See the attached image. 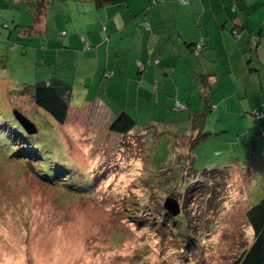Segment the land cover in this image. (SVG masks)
I'll list each match as a JSON object with an SVG mask.
<instances>
[{
    "label": "rangeland",
    "instance_id": "1",
    "mask_svg": "<svg viewBox=\"0 0 264 264\" xmlns=\"http://www.w3.org/2000/svg\"><path fill=\"white\" fill-rule=\"evenodd\" d=\"M21 1L0 0V122L3 125L6 113H12L13 107L26 111L38 122L39 133L46 136L51 149L67 157L79 171L105 173L107 179L83 197H60V192L23 169V160L8 156L12 148L0 143V264H234L253 238L246 212L264 195V71L261 80L254 82L256 76L250 77L245 89L242 80L247 77L241 67L246 60L241 55L234 60L236 76L223 62L218 67H223L224 72L214 83L215 107L206 116L201 131L208 137L192 150L198 174L214 193L207 202L198 198L188 204L191 224H201L197 228L203 233L195 236L204 238L199 241L200 249H187L184 257L182 249L176 250L168 238L162 241L156 232L133 224L125 205L132 197L143 199L147 190L140 185L150 173L158 171V164L165 158L171 163L170 155L178 149L187 151L184 143L179 148V135L186 132L189 111L175 108L172 103L181 100L191 109H198L200 102L192 87L199 74L195 77L192 71L194 64L199 67V60H181L173 75L157 77L162 94H158L153 73L140 89L138 80L136 84V78L122 66L139 54L136 51H140L144 35L163 36L167 28L153 22L155 30L143 32L140 26V33L132 35L127 26L128 30L110 36L111 64H117L118 70L114 78L109 77L113 75L110 65L102 81L108 44L100 34L76 30L78 25L75 28L70 23L67 5L54 0L45 20L49 37L56 42L64 37V47L49 45L54 41L47 32L44 36H24L21 28L32 24L33 17L25 3L22 11L17 8ZM155 1L137 0L138 11L128 6L134 12L147 9L157 13L160 9L163 16L176 12L178 29L185 35L201 31L200 20L209 8L196 4L195 11L202 12L197 15L178 0ZM110 7L128 13V9L116 5L99 12L106 13ZM81 12L85 28L90 18L84 10ZM120 13L126 14L107 12V18L119 20ZM99 19L95 15L92 21ZM95 26L104 25L101 22ZM57 28L67 30L69 35H62ZM90 41L94 46H89ZM99 42L102 43L95 46ZM173 44H165L164 38L160 43L166 55L173 53ZM210 64L218 69L216 62ZM52 72L72 85L71 114L64 125L37 109L32 92H25L26 87ZM107 90L110 98L122 106L118 109L137 120L145 147L131 135L121 139L107 129L106 122L113 113L100 93ZM157 133L161 135L153 140ZM36 135L40 137L33 136Z\"/></svg>",
    "mask_w": 264,
    "mask_h": 264
},
{
    "label": "trees",
    "instance_id": "2",
    "mask_svg": "<svg viewBox=\"0 0 264 264\" xmlns=\"http://www.w3.org/2000/svg\"><path fill=\"white\" fill-rule=\"evenodd\" d=\"M73 1L77 2L79 0H59L61 5H67L70 23L73 26L74 24L80 26L79 14L68 10L69 3ZM82 1L91 2L98 9L108 5H116L120 9H128L126 0ZM158 1L159 0H156L155 2L157 3ZM178 1L183 5L190 4V0ZM23 4L28 5L27 12H31L33 21L30 25L22 26L20 31L21 34L24 36H44V33L47 32L48 38H52V41H54V43H48L49 45H54L57 49H61L59 48L61 46L64 47V37L60 42H56L54 37H49L47 27L49 24H47L45 20L48 10L54 5V0H22L17 7L21 11L22 8H24L22 6ZM176 5L177 4H175V7ZM139 12L140 13L133 16L130 14V19H144L142 24H140L143 29L146 31L153 30L154 27H152L151 23L147 20L149 10L142 9ZM61 13L64 15V12ZM175 13L176 12H173V15L171 14L172 17H174ZM64 17L68 20L65 15ZM172 17L166 21L160 22L158 25H162V29L167 28L164 30V32L167 33L163 35L162 38H164L165 44H168L170 41L174 43L172 48L173 53L166 55L164 52L165 50L161 47L162 45H159L156 46L155 49L149 48V50L138 52L140 55L146 53L144 57L145 60H140L141 57L138 56L133 59L130 58L129 62L125 61L127 65L134 66L136 69V71H134L135 77L137 76L136 84L137 80L138 85L144 82L147 78L144 77V74L147 73V69L152 67L156 69L159 68L158 71L162 74L170 76L164 70L161 61H170L171 57L173 59L175 57L178 58L181 51H184V49H187L188 53L194 58H197L198 54L202 55L209 49L212 50L207 45L206 40L215 38V34L210 37L202 34L205 32L199 31L198 34H200L201 38L198 42L187 40L181 33H177V37L176 34H172L173 32L168 34L170 29L176 32V27H171V23L175 20H173ZM166 24L169 25V27H166ZM177 24L178 22L176 21L175 26H177ZM103 25L102 28L97 26V29H95L98 31L94 33H98L100 30L104 31L105 23H103ZM234 28H230L229 33L237 40L238 45L236 52L230 55H241L245 57L246 64L244 67L247 80L244 81H250L252 80L250 77L255 76V79L252 81L261 80V75L264 71V50L260 40L256 36V34L259 35L260 32L255 34L244 27H242L241 30ZM57 30L60 31L62 35H69L67 30L58 28ZM84 33L90 34L86 31ZM203 36L205 37L203 38ZM242 37L245 38V42H239ZM214 50H216V48ZM162 51L164 53H162ZM118 56L119 55H117V57ZM112 59L113 57H111V60ZM168 67H171L173 71H175L173 65L169 64ZM112 72L114 75L117 70H113ZM107 74L108 70L103 72L102 81L106 80L105 76H107ZM113 75L109 74V77ZM192 89L197 92L198 102H200L198 109H191V106L187 102L181 100L175 101L172 105L180 110L189 111L188 120H186L188 123L186 132L179 135L181 140L179 148L184 143L187 146V151L183 153L178 149L173 155H170L172 159L169 162L171 163H168L167 158H165L161 165L158 164V171L150 173L151 175H149L147 180L145 182L143 181L144 185L138 184L147 190L146 195L142 197L143 199L139 201L138 196H136V198L132 197L130 204L127 205L126 203L125 205V208L127 207V210L131 212L129 216L133 224L149 228L151 231L156 232L162 241L168 238V240L172 242L171 246L175 247L176 250L182 249L181 253H183L184 257L186 256L185 250L195 247L200 249L199 241H202L204 238L203 236V238L199 240V236H195V233H201L202 235L203 233L197 228L199 223L195 225L191 224L192 222H190L188 216V204L190 205L191 201L198 198L204 199L207 202L213 197L214 193V191L205 184L203 177L198 174L195 168L196 158L192 153L193 148L208 137L207 134H203L201 131L206 116L211 113L215 107L213 75L208 72H201L196 77ZM27 90L33 94L32 97L35 107L50 115L58 124L64 125L69 119L71 114L69 97L72 94V85L68 81L60 78L58 74L52 72L50 76L26 87L25 92H27ZM20 94L21 93H18V95ZM14 109L13 107V110ZM25 112L22 113L25 114ZM6 114L7 118L5 119L6 121H3V125L0 122V143L6 148H12V153H9L8 156L23 160L24 163L21 164L23 169L34 174L35 177L43 181L46 185H49V187L55 189V191L60 192V197L64 196L69 198L74 195L83 197L84 194H88L95 189L99 182H103L104 179H107L105 173L97 175L90 174V172L85 170L79 171V168L75 166L72 161H68L67 157L60 154L59 151L51 149L49 141H46V136L42 137L39 133L40 127L38 122L28 117L26 114L25 115L37 126L39 130L37 134H39L40 137H38V135H29L14 118L13 111L11 113V110H8ZM106 123L107 126H105L113 134H116L120 138L131 135L134 137V140H139L141 145H144V147L146 146L145 136L142 134V131L137 130V128L141 127H138L137 120L128 112L122 110L119 114L112 115ZM159 135H161V133H157L152 139L155 140ZM134 140L132 142L133 144ZM120 143L124 146L126 145L124 141ZM167 200L176 201L179 204V214L174 215L173 211L167 208L165 205ZM123 202L125 203L127 201L123 200ZM198 204L201 205V202H198ZM183 208L185 209L183 210ZM189 210L191 209L189 208ZM246 218L253 231V238L250 245L235 258L234 264H264V195L254 205L248 208Z\"/></svg>",
    "mask_w": 264,
    "mask_h": 264
},
{
    "label": "crops",
    "instance_id": "3",
    "mask_svg": "<svg viewBox=\"0 0 264 264\" xmlns=\"http://www.w3.org/2000/svg\"><path fill=\"white\" fill-rule=\"evenodd\" d=\"M72 3L73 4L69 3L68 10L70 12H77L79 14V16H80L79 20H80V24H81L80 26H77V29L79 30V32H85V31L89 32V33L90 32H93V33L97 32L98 30L96 31L97 26H95V24H100L101 22L105 23V30L104 31L100 30L101 32L99 31L98 33H96V34H100L101 38H102L101 40H103V41L106 40L107 44H108V48L106 51L107 61L104 64V69H105L104 71L109 70L108 68H110V65H112L113 70H118L117 64L116 65H115V63L111 64L112 52L110 51V47H109L111 44L110 36L112 35V33L115 34L116 32H119L122 30H128L127 26L131 27L130 29H132V31H131L132 35H135L136 33H140V31H139L140 26H141L140 24H142L144 19L143 20L142 19L139 20L137 18L130 19V17H129L131 15L132 16L137 15L140 12H134L132 9H129V6H128V13L130 12V14H131V15H129L124 10H117L116 8L110 7L107 10V12H113L114 11V12H118V13L119 12L126 13V14L120 13L119 20H116V19H112V18H107V12L106 13L105 12H99L100 9L96 8L94 6V4L91 2L79 0L77 2L73 1ZM126 4H127V2H126ZM196 4H198L203 9L209 8L207 12H203L204 15H203L202 19L200 20L201 28H199V29L201 31L205 32L202 34H204L205 36L208 35L210 37L213 34H215L216 36H215V38H210V39L206 40L207 45L212 50L209 49L208 51L204 52L202 55H197V60H199V67H196V65L194 64L192 74L196 77L201 72L202 73L203 72L211 73L213 75V82L215 83V81H219L221 74L224 72L223 67L218 68L219 65L222 64V62H223L225 65H227L228 71H231L232 74L234 76H236V72H235V68H234V60H235L236 55L231 56L230 54H232L233 52H236L238 44H237V40H235V38H233L230 35L229 29L234 28V26H235V28H238L240 30L242 27H244L248 31H251L255 34L257 32H260V34L259 35L256 34V36L260 40L261 46L264 50V0H190V4L187 7H189V9H191L194 13H196L198 15L202 12H196L195 11V5ZM127 5L132 6L137 11L139 10L137 0H128ZM101 9L103 11H105V8H101ZM83 10L85 11L84 14L87 15V18L88 17L90 18V19H87V20H90V22L87 21V23L85 24L86 25L85 28L82 26L81 14H83V12H81V11H83ZM246 11H250V12H246ZM95 15L100 17L99 21H97V22L92 21V20H94ZM172 15L170 13L168 15V17L163 16V13L160 12V9H159V12H157V13L149 12V16L147 17V20L153 26V22L156 24H160V22L166 21L167 19H170L172 17ZM91 16L93 19H91ZM172 19L173 20L175 19L178 22L177 13H175V15H174V17H172ZM175 20H174V22L171 23L172 28H174L173 25L176 22ZM91 25H93V29H92ZM74 26H75V24H74ZM160 27H162V25H160ZM178 27L179 26L177 24L176 32L174 30L170 29V32L168 34L173 32L172 34H176V37H177V33L178 34L181 33V35L183 37L187 38V40H189V41L198 42L200 40V38H201L200 34L197 33V34H193L191 36L185 35L182 31H180L178 29ZM142 30L144 32L143 27H142ZM205 36H203V38ZM221 36H222V38H221ZM87 38L89 39V37H87ZM161 41H162V35H160V34L153 33L150 36L144 35V42L141 45L140 51H136V53L143 52L144 50H147L149 48L153 49L156 46H159ZM90 42H91L90 46L91 47L94 46L92 41H90ZM239 42H245V38L242 37L241 40H239ZM100 43H102V42L96 43L95 46H97V44H100ZM148 43L149 44L153 43L152 44L153 46L148 45ZM100 48H99V51H100ZM215 48H216V50H214ZM220 50H222V53L220 52ZM162 53H164V52L162 51ZM145 55H146V53L144 55L143 54H141V55L136 54L135 57L139 56V57H141L140 60H145V58H144ZM135 57H132V59ZM201 57H203V58H201ZM244 58L245 57H243V59ZM182 59L184 61H189L192 59V56L188 53L187 49H184V51L182 50L181 54L179 55L178 58L175 57L173 59L171 57L170 61L167 60V62H165V63L161 61V65H163V68L166 71V73H168L170 75L174 71L171 67H168V65L169 64L173 65L175 67V70H177L179 63ZM194 61H195V59H194ZM215 62L218 65L216 67L218 69L213 68L210 64V63H215ZM124 63L127 64V62H124ZM125 64H123L122 69L124 70V67H125L127 70V74L130 77H135V72H134V71H136L135 67L134 66L132 67L131 65H125ZM245 64H246V62H245ZM94 66H96V65H94ZM158 69H156L154 67L147 69L148 71H147V73L144 74V77H147L149 74L153 73V78H154V81L156 83V89L158 91V94H162V93H160L161 91L158 90L156 79H157V77L158 78H162V77L165 78L168 75L162 74L160 71H158ZM241 72L245 73V67L243 65L241 67ZM96 74H98L97 71H96ZM115 74H116V72L114 73V75ZM114 75H113V78H114ZM172 75H173V73H172ZM244 80H247V78L242 80L245 89H247L248 88L247 83L249 84V81H244ZM173 81H175V80H173ZM237 81L239 83L240 79H237ZM142 86H143V83H140L139 88L141 89ZM214 86H215V84H214ZM240 87H241V83L239 84V90H240ZM100 93L102 94V97L107 101L108 106L111 107V111H112L113 115L119 114L122 111V110L120 111L118 109V107H122V106H120L117 102L113 101V99L110 98V96L108 94V90L105 93L104 92H100ZM175 95L177 96L178 94H175Z\"/></svg>",
    "mask_w": 264,
    "mask_h": 264
},
{
    "label": "water",
    "instance_id": "4",
    "mask_svg": "<svg viewBox=\"0 0 264 264\" xmlns=\"http://www.w3.org/2000/svg\"><path fill=\"white\" fill-rule=\"evenodd\" d=\"M13 116L29 135H34L38 133L39 130L35 123L24 113H22L19 109L13 110ZM165 205L167 206V208H170L173 211L174 215H177L180 211L179 204L176 201L167 200Z\"/></svg>",
    "mask_w": 264,
    "mask_h": 264
}]
</instances>
